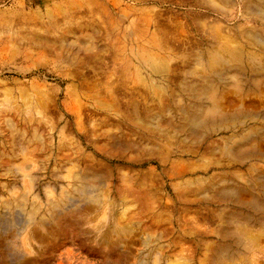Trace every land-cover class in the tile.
<instances>
[{"label":"rangeland","instance_id":"rangeland-1","mask_svg":"<svg viewBox=\"0 0 264 264\" xmlns=\"http://www.w3.org/2000/svg\"><path fill=\"white\" fill-rule=\"evenodd\" d=\"M263 7L0 0V264H264Z\"/></svg>","mask_w":264,"mask_h":264},{"label":"bare ground","instance_id":"bare-ground-1","mask_svg":"<svg viewBox=\"0 0 264 264\" xmlns=\"http://www.w3.org/2000/svg\"><path fill=\"white\" fill-rule=\"evenodd\" d=\"M212 4V3H211ZM261 8V7H260ZM259 13H262V15H264V7H263V9H260L259 11H258ZM210 31V30H209ZM213 35V34H212ZM229 42V41H228ZM260 43H262V44H264V40H262V39H260V41H259ZM251 45V44H250ZM240 49V48H239ZM242 53V52H241ZM240 54V53H239ZM252 54V53H251ZM249 67V66H248ZM34 89V88H33ZM12 90V89H11ZM24 93V92H23ZM44 97V96H43ZM26 104V103H25ZM197 113V112H196ZM193 118H194V116H193ZM193 118H191V119H193ZM199 121H200V119L198 120V123L196 122V125H198L199 124ZM202 121V120H201ZM201 123V122H200ZM155 126H156V124H155ZM194 127H196V126H194ZM238 178V177H237ZM262 180V179H261ZM235 192H236V190L235 189H228L227 190V194L229 195V194H235ZM255 203V202H254ZM254 205H256V203L254 204ZM256 208V207H255ZM259 208H260V206H259ZM263 208V207H262ZM261 208V209H262ZM263 210V209H262ZM29 223V222H28ZM199 228V227H198ZM243 230V229H242ZM214 231V230H213ZM239 231V230H238ZM242 232V231H241ZM243 234H245L244 232H242ZM241 233V234H242ZM248 233V232H247ZM240 234V235H241ZM249 234V233H248ZM245 235H243V237H244ZM247 237V236H246ZM250 237H251V235H250ZM250 237H248V238H250ZM253 238V237H252ZM254 239V238H253ZM253 239L251 240V241H253ZM256 239V238H255ZM250 241V242H251ZM181 245V244H180ZM232 247H235V246H232ZM219 248H220V245H219ZM222 248V255L223 256H226V255H228L229 254V251H230V249H224L225 248V246L224 247H221ZM246 248V247H245ZM188 250V249H187ZM186 250V251H187ZM242 250V249H241ZM219 251H221V249H219ZM220 253V252H219ZM220 256V255H219ZM238 256V255H237ZM157 257V256H156ZM230 257V256H229ZM184 258H185V256H184ZM183 257H182V259H184ZM181 259V260H182ZM224 259V258H223ZM231 259V258H230ZM235 259V258H234ZM189 260V259H188ZM225 260V259H224ZM184 262H185V260H183ZM218 261V260H217ZM178 262H179V260H178ZM234 262V261H233ZM182 263V262H181ZM187 264V263H186ZM224 264V263H223ZM226 264V263H225ZM229 264H230V262H229ZM233 264H235V263H233Z\"/></svg>","mask_w":264,"mask_h":264}]
</instances>
